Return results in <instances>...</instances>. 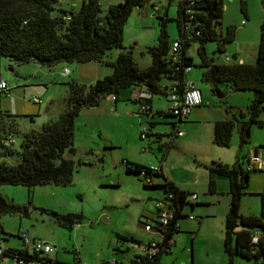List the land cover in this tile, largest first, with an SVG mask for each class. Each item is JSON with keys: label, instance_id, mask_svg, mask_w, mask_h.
<instances>
[{"label": "rangeland", "instance_id": "1", "mask_svg": "<svg viewBox=\"0 0 264 264\" xmlns=\"http://www.w3.org/2000/svg\"><path fill=\"white\" fill-rule=\"evenodd\" d=\"M74 1L79 3V0ZM121 1L123 0H99L102 14L110 4ZM221 2L222 16L219 22L212 21L217 38L204 42L207 56L222 61L226 53L233 56L234 52H239L248 62H253L258 49L260 23L264 20V0ZM153 4L158 6L157 10ZM178 15L179 0H145L141 7L134 6L124 24L123 47L112 48L107 59L112 60L120 51H130L140 66H146L150 63V55L144 49L157 42L159 18L167 17L166 31L169 40H172L178 35ZM242 20L245 21L244 25H241ZM228 26L235 27L234 37L223 44L222 50H218V39L227 33ZM198 46V41H191L186 52L193 58L192 72L200 74ZM90 63L92 62L61 61L47 66L36 61L17 63L2 56L0 78L6 80L9 91L7 94H0V109L15 114L21 130L39 128L45 121L56 118L63 111L68 81L87 82V77L79 79L74 71L69 75L63 73L62 66L82 65L84 68L81 72L86 75V67ZM100 67H105V64H100ZM197 83L202 89L201 93L204 92L210 98L209 106L221 105L228 118L234 120L228 145H216L212 142L213 137L211 139L210 132L205 128L208 126L207 122L192 123L189 119L180 122L185 136L172 142L170 138H174V129L168 122L175 117L165 116L161 122L155 123L156 129L170 130V135H162V148H159L154 140L155 135L149 134L143 138L140 136L144 126L150 128V120L146 115L138 114L137 102L130 97L119 98V106L111 109L107 107L104 97L97 105L82 108L75 118L74 152H65L75 164L71 183H44L32 187L0 184L1 194L14 206L11 212L0 216L4 230L1 245L23 246L19 234L27 233L30 239H40L51 245L50 257L57 253L64 262L72 263L79 259L88 263H100L102 258L117 253L112 243H118L121 251L117 256L123 261H129L130 257H135L136 251H143L138 248L137 243L120 238L118 233L130 225L136 226L139 218L142 220L141 203L154 204L155 198L160 196L155 195L159 194L156 188L145 187L136 173L127 172L125 160H144L145 165L154 167L149 160L159 162L166 150L169 152L166 165L173 168L181 179L191 183L200 178V171L204 179L203 169L208 171L207 167L214 165L215 161L225 163L229 168L238 169L239 166L247 172L248 179L243 183L237 213L258 215L259 192L262 190L259 186L264 179V169L248 170V167L253 150H257L264 158V125L250 121L246 129L241 128L251 117L249 104L254 92L251 89H233L220 84L218 89L223 96L219 97L201 76L197 77ZM154 95L161 97V93ZM34 96L38 100L34 101ZM120 96H123V91ZM121 105H127L128 108L123 109ZM13 138V152H2L0 155V159L8 164H16L20 160L18 150L21 138L16 134ZM149 145L152 146L151 149ZM214 175V191L208 190L207 183L195 186L198 203L192 210H189V206L184 209L187 214L193 215V218H184L188 221L189 229L182 234L181 242L179 240L172 246L171 253H164L160 264H219L228 259L223 240L224 220L232 208L230 182L227 176ZM241 175L238 170V180H241ZM148 196L154 199H147ZM53 212L60 215H81V218L69 228L59 223ZM140 226L144 229L142 223ZM251 262L252 259L239 255L233 258V264Z\"/></svg>", "mask_w": 264, "mask_h": 264}, {"label": "trees", "instance_id": "2", "mask_svg": "<svg viewBox=\"0 0 264 264\" xmlns=\"http://www.w3.org/2000/svg\"><path fill=\"white\" fill-rule=\"evenodd\" d=\"M73 1L61 4L57 0H0V59L6 56L17 63L36 61L47 66L61 61L95 60L112 68L110 73L90 83L68 81L63 111L56 118L45 121L39 128L21 130L15 120V114L0 109V138L7 140L13 138L14 134L21 138L18 150L20 160L16 164H8L0 159V184H23L32 187L44 183H71L75 164L65 152H74V122L80 109L95 106L106 96L117 99L122 90H131L136 86L152 94H167L169 85L162 86L160 80L167 77L170 82L174 76L173 72L182 76L183 68L193 64L192 58L186 55V48L191 41L199 42L197 53L200 58L198 65L202 68V79L210 83L213 90H217L220 84L233 89L253 90L254 96L249 104L251 117L241 128L246 129L250 121L264 125V118L257 119L260 111L264 109V20L260 23L254 62H217L213 57L207 56L204 42L217 38L212 21L219 22L222 16L221 0H195L191 7L193 15L189 19V29H184L189 14H185L183 3L179 0L176 37L181 38V44L178 60L174 61L170 53L173 39L168 38L167 17L164 16L158 21L157 42L147 45L144 49L150 55V63L146 67H140L130 51H120L112 60L107 58L112 48L123 47L126 19L132 8L142 6L145 0H123L110 4L103 14L99 0H79L75 5L72 4ZM195 30L200 33L196 34ZM234 31L235 27H227V33L218 39V50H222L223 44L233 39ZM166 114L172 115L169 110ZM233 128L234 120L230 118L215 121L214 144L228 145ZM12 143H0V148H3L0 155L2 152L12 153ZM158 167L125 161L126 170L137 173L144 186L153 185L152 176L164 174L161 167ZM207 168L209 191L215 190L214 174L227 176L230 182L229 193L233 206L224 220L223 246L228 255L224 264H233L235 255L252 259L251 264H264V189L259 192L260 213L239 215L237 204L244 180L248 177L247 172L239 166L238 169L229 168L220 161H215L214 165ZM141 170H144V175H140ZM238 170L242 174L241 180L237 178ZM160 186L164 190L162 198L169 192L173 194L170 206H173L174 216L165 226V235L159 243V250L150 257L147 254H137L131 259L136 264H157L162 253H169L166 249L168 238L178 231L179 225L176 226V223L179 219L189 215L183 212V208L196 204V201H189V191L179 189L172 182L166 180ZM13 208V204L0 192V216L11 212ZM53 214L59 223L69 228L81 218V215L76 214ZM256 231H259V237L257 242H253L252 237ZM3 233L0 221V261L8 263L14 254L26 253L22 246H2ZM21 235L19 234V237L22 238ZM53 260L55 263L70 264ZM71 264H80L79 259Z\"/></svg>", "mask_w": 264, "mask_h": 264}, {"label": "built area", "instance_id": "3", "mask_svg": "<svg viewBox=\"0 0 264 264\" xmlns=\"http://www.w3.org/2000/svg\"><path fill=\"white\" fill-rule=\"evenodd\" d=\"M61 4H68L72 0H57ZM183 3V8L185 14H189L188 19L185 21L184 29L191 28L190 26V18L192 17V5L195 0H180ZM141 6H138V8ZM153 7L157 10L158 6L153 4ZM188 23V24H187ZM245 21H241V25H244ZM196 34H199V30H195ZM181 44V38L175 37L171 41L170 45V53L172 55V59L174 61L178 60L179 48ZM225 60L229 61H240L236 56H231L230 54L225 55ZM241 62V61H240ZM190 65H187L183 68V75L178 76L174 74L170 79L169 88L167 91V98L169 101V112L177 118V122L180 120H184L189 112L195 106L207 103L202 98L201 90L198 86H196L195 82L186 76L187 72L190 69ZM177 69V68H176ZM63 73H67V68L64 67L62 69ZM9 91L7 82L5 79L0 78V93L7 94ZM147 91L143 90L141 87L136 86L130 91V98L137 101L139 103L138 114L143 115H152V112L149 109V104L147 103ZM113 97V96H112ZM34 101L38 100L37 97L32 98ZM173 136L183 135L184 131L177 128V125L174 126ZM148 135V128L144 126L141 129L140 136L143 138ZM14 141L13 138H7V140L0 138V143L4 145H9ZM250 164L248 169L253 168H263L264 167V159L260 154H258L257 150H253L250 157ZM153 167V166H151ZM161 167V166H160ZM153 168H159L158 166H154ZM163 170V168L161 167ZM144 170H141L140 175H144ZM173 194L171 192L167 193L163 198H157L155 203L152 204L154 207L153 216L150 218L144 219L142 225L145 231L150 232L152 234V238L146 242L141 244V248L143 250L142 254H147L149 257L155 254L159 250V243L163 240L165 235V226H167L171 219L174 216L173 206H170L172 203ZM188 199L191 202H195L197 199V194L195 192H189ZM189 218H193L192 214L188 215ZM179 225V222L176 223V226ZM23 241V249L26 250V253L23 255L14 254L10 257V261L8 263H3L0 261V264H60L55 263L52 258L49 257V253L52 250L51 245L48 242L41 241L40 239L32 238L30 239L27 233L21 235ZM259 237V231H256L254 236L252 237L253 242H257ZM168 246L166 249L168 251L172 250V246L175 243V237L171 236L167 240ZM1 253V249H0ZM137 255V254H136ZM135 255V256H136ZM134 258V257H133ZM80 264H87L79 262ZM96 264H117L115 258L103 260L100 263ZM128 264H136L131 261Z\"/></svg>", "mask_w": 264, "mask_h": 264}, {"label": "crops", "instance_id": "4", "mask_svg": "<svg viewBox=\"0 0 264 264\" xmlns=\"http://www.w3.org/2000/svg\"><path fill=\"white\" fill-rule=\"evenodd\" d=\"M72 4L75 5V4H77V2L74 1V2H72ZM226 54H228V53H226ZM186 55L189 56V57H191L190 54H188L187 52H186ZM233 56H236L237 58H239L240 61L248 62L242 54H239V52H234V55ZM210 57H212V56H210ZM214 60L217 61V62H225L226 61L225 59H223L222 61L221 60H216V59H214ZM192 61H193V58H192ZM87 62H92V63H90L89 65H87L88 67H86L87 68L86 69L87 70V74L86 75H83L82 72H81L82 68H84V67H81L82 65L71 64L69 66H62V68H64V67L67 68V75L71 74L74 71L78 75L79 79H84V77L85 78L87 77V82H84V83H90L94 79L98 78L101 74H105L106 75V74L110 73L111 70H112L111 66H109V65H105V67H100V64L101 65H104V64H102V63H100L98 61H95V60L87 61ZM79 63H84V62H79ZM138 65H139V63H138ZM147 65H149V64H147ZM146 66H140V67H146ZM58 67H59V65H58ZM199 69H200V74H197L195 72H192V65H191V67H190L189 71L187 72L186 76L188 78L192 79L195 82L196 86H198L200 88V90H202L201 87L197 83V77H199V76L202 77V68L200 67ZM164 78H165L164 80H160L161 85L162 86L169 85V79L167 77H164ZM206 83H207L208 86L211 87L210 83H208V82H206ZM122 91H123V96L121 97L120 94H119V96L117 97V99H114L112 96H106L105 97L104 100L106 101L107 107L109 106V107H111V109H115L116 107L119 106L118 103H117V101H118L119 98L127 99L128 97H130V91L131 90L125 89V90H122ZM146 93H147V97H148L147 103L149 104V109L152 112V115H149V116L146 115L147 116V119L150 120V121H148V123L150 124V128H151V126L152 127L155 126V123L161 122V120L165 116H173V115H170V114H166V112L168 111V107H169V101H168V98H167V94L166 93H161V95H159L161 97H155V95H154L155 93L154 94H152L150 92H146ZM220 93H221V91L218 89V94H220ZM202 98L207 103H204V104H201V105H198V106H195L194 108H192V110L189 112V114L187 115V117L184 120L178 121V123L175 122L176 117L173 116V117H175V118H173L174 120L168 122L170 124V126L173 127V129H174L175 128L174 126L177 125V128L178 129H181L180 128V122L181 121H187L188 119L192 123L193 122H207L208 126H206L205 128L210 132L211 139H212L215 121L220 120V119H228V114H227V112L225 110L222 109L221 105L209 106L210 103H209L208 100L210 98L207 95H205L204 92L202 93ZM131 100H133V99H131ZM133 101L134 102H137L135 100H133ZM136 104H138V106H139V103L138 102ZM121 106H122L123 109L128 108L127 105H121ZM132 108H135V106L134 107L132 106ZM80 110H82V108ZM154 112H156V113H154ZM157 112H160V113H157ZM150 128H148V135L149 134L155 135L154 140L157 143V146L159 148H162V146H161L162 145L161 141L163 140L162 135L163 134L170 135V130L156 129V126L153 127L152 129H150ZM183 136H185V132L183 133V135L174 136V138L171 137L170 138V141L173 142L176 138L183 137ZM149 146H150V149H151L152 146L151 145H149ZM168 155H169V152H167V150H166V152L163 153L162 158L159 160V162H155V161H150L149 160V163L153 164L154 166H161L163 168L164 174L152 176L151 183L153 185L145 186V187L156 188L157 189V192H159V194L158 193H155V195L157 197L158 196L161 197L164 194V190L162 189V187L160 185L167 180V181H170L173 184H175L181 190L189 191V192H195L197 194V192L195 191V186L198 183H200V184L207 183L208 176H209L208 171H206L205 169H203L204 179L202 178V175H201L202 171H200V178L196 179L195 180V183L187 182V181L181 179L179 177V175L175 171H173V168H169L166 165V159H167ZM125 161H129V162H133V163H138V164L145 165L144 160H134V161L133 160H125ZM206 167L207 166H205V168ZM259 169H264V167L263 168H259ZM127 172H130V171H127ZM154 177H156V178H154ZM138 179L140 180L139 175H138ZM247 179H248V177H247ZM259 187H261L262 190L264 189V179H263V181H262V183H261V185ZM151 193H153V192H151ZM147 199H154V198L151 197V196H148ZM197 200H198V194H197ZM196 203H198V202H196ZM194 205L192 207L189 206V210H192L193 207H194ZM186 206H188V205H186ZM186 206L183 208V212L185 214H187V211L184 210L186 208ZM140 211H141L140 212V215H141L140 217H142V220L139 218L138 223H137L136 226L135 225H130L128 227L123 228V231L122 232H120V233L117 232V233H118V236L120 238L137 243V246H139L138 248H140V250H142L141 244L143 242H146L147 240L151 239L152 238V234L150 232H147V231L145 232L144 229L141 228L140 223H142L144 221V219L152 217L154 210L152 209V204L147 205V203L146 204L141 203ZM186 217L189 218L188 216H186ZM186 217L183 216V217H181L179 219V229L174 234V237H175V243L174 244H176L177 241H179L181 238H183V235L182 234L187 229H189L188 221H187V219H184ZM198 222H199V224H201V221H198ZM198 227L199 226H197V228ZM143 238L146 241H144ZM180 242H181V240H180ZM112 244L114 245L113 247H114V249H115V251L117 253H113L109 257L102 258V261L103 260H107V259H111V258H115L116 261H117V264H128L132 258L130 257L129 258V261H123V260H121L119 258V256H117L118 253L121 251L120 244H118V243H112ZM7 247H9V246H7ZM10 247H21V246H10ZM184 247H185V245H184ZM127 249H128V247H127ZM192 249L193 248H191V250ZM171 251L169 253H171ZM139 253H142V252H137V251L135 252V254H139ZM163 255H164V253H162L159 256V259H158L157 264H160L161 263V260L163 258ZM49 257H50V253H49ZM50 258L56 259V260H58L60 262H63V263H70L71 264V262H64L63 260H60L57 253H56L55 256L50 257ZM226 261L227 260H224L223 262H219V264H224ZM79 262L87 263V264H96V263H88V262H84V261H80V260H79Z\"/></svg>", "mask_w": 264, "mask_h": 264}, {"label": "water", "instance_id": "5", "mask_svg": "<svg viewBox=\"0 0 264 264\" xmlns=\"http://www.w3.org/2000/svg\"><path fill=\"white\" fill-rule=\"evenodd\" d=\"M216 93H217V95L220 97V96H223V93L221 92L220 94H218V89L215 91ZM263 115H264V109H262L261 111H260V113L258 114V116H257V119H261L262 117H263ZM247 135H248V132H249V129H247ZM247 181V178H245V180H244V182H246ZM233 206V205H232Z\"/></svg>", "mask_w": 264, "mask_h": 264}]
</instances>
